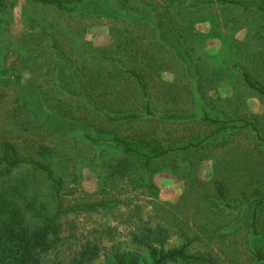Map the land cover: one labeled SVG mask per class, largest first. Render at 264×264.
I'll list each match as a JSON object with an SVG mask.
<instances>
[{
    "label": "rangeland",
    "instance_id": "374dc122",
    "mask_svg": "<svg viewBox=\"0 0 264 264\" xmlns=\"http://www.w3.org/2000/svg\"><path fill=\"white\" fill-rule=\"evenodd\" d=\"M60 1L0 0V191L66 211L39 264H264V0Z\"/></svg>",
    "mask_w": 264,
    "mask_h": 264
},
{
    "label": "trees",
    "instance_id": "16d2710c",
    "mask_svg": "<svg viewBox=\"0 0 264 264\" xmlns=\"http://www.w3.org/2000/svg\"><path fill=\"white\" fill-rule=\"evenodd\" d=\"M43 3H60V0H37ZM73 0H67L70 2ZM223 3L230 4H238L244 5V2L241 0H220ZM245 9L249 10L252 7V4L245 3ZM256 8L264 13V7L261 5H256ZM142 87H145V84L138 77ZM246 82L250 87L255 89L260 94L264 95V87L257 84L249 74H245ZM145 96L147 92L145 91ZM147 117H159L164 120H174L178 117V115H168V116H158L157 113L152 108L150 102L146 105V110L144 113ZM143 115L138 113H130L121 117H108L114 121H124V120H138L141 119ZM208 119V118H206ZM209 120V119H208ZM212 122H217L216 119H210ZM257 136L262 141V137L260 135L259 130L257 128H253ZM196 145L191 144L187 147H194ZM128 152L135 151L134 149H127ZM166 152L162 153L165 154ZM168 153V151H167ZM160 155V154H158ZM158 155H154L153 157H148V159L154 158ZM24 161L16 158L10 157L7 165L9 169L16 168ZM39 169L47 173V177L53 182L57 183L59 186L62 184L60 180H57L54 177V174L51 169H49L45 165H37ZM218 192L221 197H225V193L223 187L221 185L218 186ZM19 193H14L9 191L8 189L0 191V264H39L41 260V255L48 252L52 246L53 241H49L48 235L52 233L54 236L58 234V225L55 223L60 213L66 212L61 208L58 209V212L54 217H49L47 215H41L36 219L37 223H30L31 216L29 208L27 205L21 204V198ZM257 206L253 213L252 220V232L257 244L254 247V250L258 256L259 260L264 261V250L261 248L259 241V228H258V219H259V208L264 204V197L260 198L257 201ZM233 208L232 205H228ZM28 210H27V209ZM56 238V237H55ZM169 261H183V262H196L198 264H216V261L207 255H191L186 253L185 249H176L173 252L169 253V255H164L161 252V256H157L156 250H153L152 255V264H164Z\"/></svg>",
    "mask_w": 264,
    "mask_h": 264
}]
</instances>
